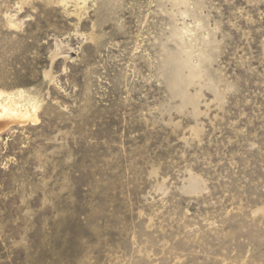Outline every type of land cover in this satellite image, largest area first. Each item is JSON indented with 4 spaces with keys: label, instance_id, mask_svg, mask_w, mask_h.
<instances>
[{
    "label": "rangeland",
    "instance_id": "obj_1",
    "mask_svg": "<svg viewBox=\"0 0 264 264\" xmlns=\"http://www.w3.org/2000/svg\"><path fill=\"white\" fill-rule=\"evenodd\" d=\"M0 90V264H264V0H0Z\"/></svg>",
    "mask_w": 264,
    "mask_h": 264
},
{
    "label": "bare ground",
    "instance_id": "obj_2",
    "mask_svg": "<svg viewBox=\"0 0 264 264\" xmlns=\"http://www.w3.org/2000/svg\"><path fill=\"white\" fill-rule=\"evenodd\" d=\"M76 5H78V3H76ZM55 47H59L57 41H55ZM53 59L54 55L51 56V60ZM44 74L48 76L47 73ZM24 96L25 94L22 90L16 92H4L0 90V134L11 123L13 124L16 122L17 124H22L27 121L35 122L37 120L35 112L38 108V103L36 101L29 103L30 100H26L27 102L23 104L25 101Z\"/></svg>",
    "mask_w": 264,
    "mask_h": 264
}]
</instances>
